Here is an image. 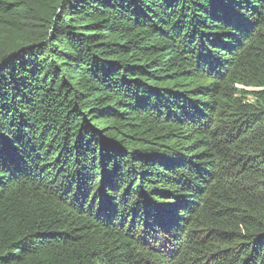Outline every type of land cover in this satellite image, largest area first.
I'll list each match as a JSON object with an SVG mask.
<instances>
[{"label":"trees","instance_id":"1","mask_svg":"<svg viewBox=\"0 0 264 264\" xmlns=\"http://www.w3.org/2000/svg\"><path fill=\"white\" fill-rule=\"evenodd\" d=\"M0 264H264V0H0Z\"/></svg>","mask_w":264,"mask_h":264}]
</instances>
